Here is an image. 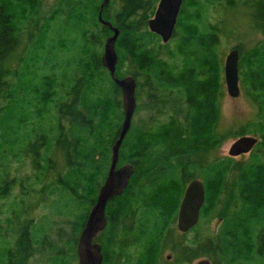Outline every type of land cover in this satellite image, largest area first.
<instances>
[{
    "label": "trees",
    "instance_id": "obj_1",
    "mask_svg": "<svg viewBox=\"0 0 264 264\" xmlns=\"http://www.w3.org/2000/svg\"><path fill=\"white\" fill-rule=\"evenodd\" d=\"M102 1L53 0L44 10L46 0H0V264H27L47 229L33 221L23 178L20 194H13V164L30 165L31 191L52 184L51 195L58 192L78 211L73 247L106 178L124 110L101 61L112 35L99 22ZM158 2L110 0L102 12L120 30L116 76L132 75L137 83V109L118 163L132 164L134 172L106 206L107 224L95 239L102 264H193L203 257L264 264V39L245 52L238 48L241 88L255 114L235 131H222L220 49L233 27L209 15L212 7L227 12L243 5L264 35V0H183L171 48L148 27ZM246 134L260 139L245 162L219 154L228 137ZM195 178L204 183L205 203L199 223L180 233L178 208ZM56 253L50 264L67 258Z\"/></svg>",
    "mask_w": 264,
    "mask_h": 264
},
{
    "label": "water",
    "instance_id": "obj_2",
    "mask_svg": "<svg viewBox=\"0 0 264 264\" xmlns=\"http://www.w3.org/2000/svg\"><path fill=\"white\" fill-rule=\"evenodd\" d=\"M109 3L110 0H103L99 11V22L112 31V35L108 36L104 43L101 61L121 90L124 117L118 137L111 148V162L106 178L99 188L96 202L91 207L84 228L79 236L77 245L79 264L103 263L102 245L95 239L107 224L106 206L110 199L122 194L134 172L132 164L127 163L119 166L118 163L122 142L131 128L137 109V83L132 75L116 76L118 55L115 45L120 30L102 16L103 9ZM182 3L183 0H159L154 15L148 20L149 30L160 36L163 43L169 42L173 37ZM239 61V49L232 48L227 53L224 61L225 85L228 95L232 98H237L241 95ZM258 141V137L254 135L240 136L231 144L228 156L237 157L242 154H249ZM205 199L204 183L198 178L193 179L185 188L178 210L177 227L182 233L190 231L199 223L200 211ZM193 264H212V261L203 257L196 260Z\"/></svg>",
    "mask_w": 264,
    "mask_h": 264
},
{
    "label": "rangeland",
    "instance_id": "obj_3",
    "mask_svg": "<svg viewBox=\"0 0 264 264\" xmlns=\"http://www.w3.org/2000/svg\"><path fill=\"white\" fill-rule=\"evenodd\" d=\"M53 0H46L44 3V10H47L51 5ZM237 0H234L236 4ZM219 11L216 12L214 7L210 9L209 15L212 22H216V18L227 19L228 25L232 28L227 32L228 34L223 35L221 51L224 52L223 55V68L224 60L227 53L232 48H243L245 52L248 48L257 44L259 41L264 39L263 33L253 28L251 23L250 10L245 8L243 5H240L231 10L225 11L221 8H218ZM222 10V11H221ZM174 38L172 42H168L167 45L169 48L173 46ZM163 43V42H162ZM167 44V43H165ZM103 51V50H102ZM224 97L221 103V114L219 119V128L222 131H235L240 126H242L248 119H251L255 114V107L253 103L245 95L243 89L241 95L237 98H232L228 95L226 85L224 86ZM121 98V95L119 96ZM138 118H143L144 114H140L135 117L137 121ZM248 135V134H247ZM253 135V134H249ZM256 136V135H254ZM260 139L259 136H256ZM236 138L228 137L225 143L219 150V154L222 156H228V151L231 144L235 141ZM249 157V154H242L235 158L238 163L245 162ZM12 176H15L16 186L14 187L13 194H20V180L24 181L22 189L29 192L26 203L28 209L31 210L33 216V221H37L39 226H47L45 231V238L42 241L41 247L37 252L36 247L34 248V253L32 256H28L27 264H50L48 258L56 256L57 251L62 253L61 256H66L67 258L63 261L62 264H78V257L76 252V247L74 246V235H73V224L74 215L77 213V210H69L66 200L61 199L58 192L50 189L52 184H45L44 186H34L35 189L31 191L28 188V181H26V175H31L32 170L27 161L21 164H13L12 166ZM38 185V184H37ZM8 198L6 201L10 203L12 198ZM1 204V201H0ZM24 216H21L23 220ZM217 218H215L211 223L209 228L214 233L218 229ZM73 256V257H71ZM163 257H168L167 260H170V251H165ZM195 262V261H194ZM193 262V263H194ZM122 264V262L120 263Z\"/></svg>",
    "mask_w": 264,
    "mask_h": 264
},
{
    "label": "flooded vegetation",
    "instance_id": "obj_4",
    "mask_svg": "<svg viewBox=\"0 0 264 264\" xmlns=\"http://www.w3.org/2000/svg\"><path fill=\"white\" fill-rule=\"evenodd\" d=\"M239 77H240V74H239ZM116 84V83H115ZM240 86H241V79H240ZM119 90H120V88H119ZM120 92H121V90H120ZM241 92H242V88H241ZM121 95H122V93H121ZM199 179V178H198ZM201 180V179H200ZM191 182V181H190ZM203 182V181H202ZM178 210H179V208H178ZM31 211V210H30ZM32 213V212H31ZM177 214H178V212H177ZM177 218V217H176ZM176 230L178 231V232H180V233H182L181 231H179L178 229H177V219H176Z\"/></svg>",
    "mask_w": 264,
    "mask_h": 264
},
{
    "label": "bare ground",
    "instance_id": "obj_5",
    "mask_svg": "<svg viewBox=\"0 0 264 264\" xmlns=\"http://www.w3.org/2000/svg\"><path fill=\"white\" fill-rule=\"evenodd\" d=\"M236 48V47H235ZM104 50V49H103ZM225 61V60H224ZM247 135V134H246ZM249 135V134H248ZM243 136V135H242ZM181 203V202H180ZM179 207H180V205H179ZM178 215V214H177ZM84 228V227H83ZM177 229H178V227H177ZM179 230V229H178ZM180 231V230H179ZM78 241H79V239H78ZM77 245H78V242H77ZM76 252H77V246H76ZM77 257H78V255H77ZM78 264H79V259H78Z\"/></svg>",
    "mask_w": 264,
    "mask_h": 264
}]
</instances>
